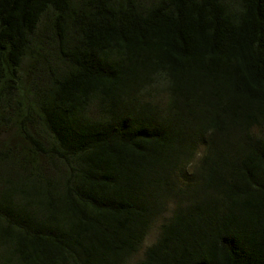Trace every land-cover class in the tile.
I'll list each match as a JSON object with an SVG mask.
<instances>
[{
  "label": "trees",
  "instance_id": "trees-1",
  "mask_svg": "<svg viewBox=\"0 0 264 264\" xmlns=\"http://www.w3.org/2000/svg\"><path fill=\"white\" fill-rule=\"evenodd\" d=\"M0 264H264V0H0Z\"/></svg>",
  "mask_w": 264,
  "mask_h": 264
},
{
  "label": "rangeland",
  "instance_id": "rangeland-1",
  "mask_svg": "<svg viewBox=\"0 0 264 264\" xmlns=\"http://www.w3.org/2000/svg\"><path fill=\"white\" fill-rule=\"evenodd\" d=\"M157 234V230L156 228L151 229V231L149 232V235L147 236V240L145 241V245L150 244L156 237Z\"/></svg>",
  "mask_w": 264,
  "mask_h": 264
}]
</instances>
